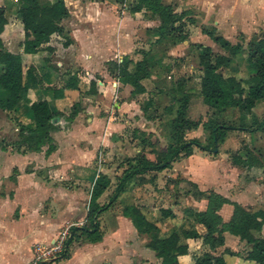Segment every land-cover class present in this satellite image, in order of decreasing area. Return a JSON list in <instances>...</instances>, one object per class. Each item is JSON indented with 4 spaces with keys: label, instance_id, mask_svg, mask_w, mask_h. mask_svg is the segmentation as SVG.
Returning a JSON list of instances; mask_svg holds the SVG:
<instances>
[{
    "label": "crops",
    "instance_id": "crops-1",
    "mask_svg": "<svg viewBox=\"0 0 264 264\" xmlns=\"http://www.w3.org/2000/svg\"><path fill=\"white\" fill-rule=\"evenodd\" d=\"M39 1L53 3L56 0ZM63 1L69 16L60 22L62 32L53 34L45 45L50 50L27 54L23 52L22 46L23 26L16 15L17 0H0V6L5 8L8 20L6 38L12 40H8V43L4 41L6 48L20 54L24 71L34 66L44 84V88L37 84H28L27 101H21L11 110L10 115L7 114L8 111L0 109L3 116L0 122L5 126H12L14 133L19 132V124L14 122L30 124V103L40 98L48 101L52 111L61 113L52 120L56 126L51 132L55 148L48 154L45 146L39 151L31 152L18 150L17 144L16 148L0 146V174H6V179L0 177V181L12 183L10 180H14V185L16 184V191L12 193L14 198L10 196L4 198L5 200L0 199L13 206L7 213L9 219H3L0 210V264H34L36 255L31 248L33 243L38 242L50 249L68 232L71 225L86 223L93 184L100 175L111 178L109 172L114 169V163L105 165V162L116 154V146L120 141L126 139V143L123 142V145L126 144V168L139 156L156 161L169 144L167 142L164 145L162 142L166 139L164 135H160L157 124L167 118L163 112L171 113L172 109H177L176 99L181 96L180 92L175 91V81L169 91L170 104L160 110L157 107L158 101L154 102V89H149L145 82L148 77L141 80L145 91L133 94V87L120 82L106 67L105 63L108 61L120 62L123 57L132 53L137 44L136 30L140 24H146L145 20L138 21L139 13H150L149 11L131 12L127 7L126 16L119 18L114 12V8L121 3L118 0ZM122 4H125V1ZM12 25L18 26L20 30L18 46L14 48L11 47L15 38ZM55 57L66 59V64L59 59L55 60ZM50 65H56L58 71L50 68ZM63 68H69L70 72L76 75L77 89H65L64 97L56 99L52 88L62 86ZM174 69L173 67L170 71ZM167 70L169 71L168 68ZM92 79L96 81V92L86 94ZM158 83L157 80L156 85ZM184 87L192 96L194 90L186 88L185 84ZM157 95L158 98L166 97L162 90L158 91ZM119 96L123 99L122 102L114 101V104H118V110L122 111L120 114L126 112V118L118 119L120 114L110 115L106 109V106ZM73 101H79L81 109L71 120H67L65 114H68ZM147 101L151 103L143 110L142 107ZM189 101L191 104V98ZM202 104L208 106L203 100ZM226 110L238 111L237 108H226L220 112L216 110L218 116L215 119L221 121V116L224 118ZM155 111L162 113L151 115ZM174 113L176 114V110ZM188 118L192 119L189 115ZM195 121H199L198 126L186 129L184 138H195L207 145L209 132L204 129L205 122L198 119ZM125 128L126 138L123 134ZM168 128L170 132L169 124ZM257 134L258 131L229 130L217 144L216 152L193 147L188 155L180 154L167 168L135 176L111 205L98 215L99 228L103 232L102 240L73 242L69 246V257L55 262L48 260L45 264H161V258L148 246L151 234L139 232L132 220L123 214L122 208L126 205L137 207L149 222L159 228L160 237H167L172 232L183 236L189 229L196 230L200 237L188 236L182 239L187 245V252L178 256L180 264H194V258L205 252L223 257L226 264H260L245 258L251 245L229 232H224L222 245L209 248L203 243V236L207 233L206 227L197 223L190 214L191 211L200 212L207 209V191H214L246 209L264 210V180L256 181L257 176L252 177L258 165L245 168L232 161L233 155L244 147H241L240 143L236 144L237 141L240 142L238 139L243 141L250 136H258ZM232 138L236 141L235 145L230 143ZM38 161L42 162V166H39ZM14 169L17 174H10ZM40 169H47L50 175L36 178ZM72 170L77 172L74 176ZM113 183L114 181L110 180V185ZM104 192L96 199L100 206L109 201H103ZM32 198L36 201L48 199L47 204L50 201V206L45 202L43 207L32 204ZM16 200L24 201L26 206L21 209L18 219H12L10 213L17 204ZM161 209L170 210L172 216H163ZM232 212L233 206L229 203L223 204L217 211L223 222L231 219ZM38 225H43L44 229H37ZM261 235L264 237V229Z\"/></svg>",
    "mask_w": 264,
    "mask_h": 264
},
{
    "label": "trees",
    "instance_id": "trees-1",
    "mask_svg": "<svg viewBox=\"0 0 264 264\" xmlns=\"http://www.w3.org/2000/svg\"><path fill=\"white\" fill-rule=\"evenodd\" d=\"M118 1L122 3L125 0ZM129 8L131 12L149 11L160 19V32L156 42L162 41L165 36L173 37L176 41L185 40L186 34L183 32L182 18L163 0H133V5ZM16 15L24 30L23 52L35 54L41 50H50L45 45L50 41L53 34L62 32L60 22L69 16V11L63 0H56L53 3H41L39 0H17ZM177 22L178 25H176ZM7 24L5 8L0 6V109L11 111L21 101H27L28 84H37L42 88H44V84L34 66H30L24 71L20 54L11 52L5 47ZM206 34L225 49L227 54H213L209 46L198 45L201 50L199 54L201 75L198 94L205 104L219 112L226 108H237L241 112L243 121L245 115L255 107L256 102L264 99V38L250 41L244 60L253 72L248 75L247 79L243 80L231 74L232 60L243 53L244 49L241 44H233L222 35L216 36L211 32H206ZM108 62L112 65L113 70L111 69V72H115L116 78L133 87V94L145 91L141 80L149 76L148 69L154 62H149L146 58L135 61V63L133 62L135 65L133 71L128 68L132 60L127 56L123 57L120 62ZM50 68L58 71L56 65H50ZM67 74L69 78L64 80L62 86L52 88L53 96L56 99L64 97L65 89H77L76 75L71 72ZM245 83H247V87H245ZM184 84L181 81L175 83V91L180 92L181 96L176 99L178 102L176 114L169 122L170 140L167 150L159 154L156 161H151L144 156L136 157L135 162L129 164L130 166L124 169L119 177L109 202L102 206L96 203V199L110 186V179L106 175L98 176L91 190L86 223L71 225L68 228V237L64 241L62 250L49 262L69 257V246L73 242L102 240L103 232L99 228L98 215L111 205L117 195L125 190L126 184L135 176L152 171H161L167 168L180 154L188 155L193 147L216 152L217 144L223 140L225 132L229 130L260 131L264 134V119H253L251 124L241 126L227 125L217 119H210L203 124L204 129L209 132L207 145H203L195 138L185 140V130L196 128L199 121L188 118L191 93L186 92ZM88 92L90 94L96 92L94 79L90 81ZM150 103L151 101H147L142 109L146 110ZM80 109V102H74L67 120H71ZM30 110L32 122L27 125L20 123V140L16 143L17 149L22 150V147H25L29 151H39L46 145V153L48 154L55 148L51 132L56 129V126L52 120L61 113L52 111L48 101L44 98L32 101ZM258 159L259 156L247 146H244L243 150L232 157L234 164L245 168L259 164ZM200 194L202 195L203 192ZM206 197L208 200L207 209L200 212L191 211L190 213L197 223H202L206 227L207 233L203 236V243L209 248L222 245L224 232H229L238 236L246 244L251 245V249L245 255L246 259L264 264V237L261 235V231L264 229V210L262 208L246 209L239 203L230 201L214 191H207ZM225 203L233 206L232 217L228 222H223L217 213ZM122 212L132 220L139 232L151 234L148 246L161 258V264H180L177 259L178 256L187 252V245L182 242V239L188 236L200 237L194 228L185 231L183 236L172 232L167 237H160L159 228L149 222L134 205L123 206ZM161 213L165 217L172 216L170 210L161 209ZM45 263L40 262L39 264ZM194 264L226 263L223 257L205 252L203 255L194 258Z\"/></svg>",
    "mask_w": 264,
    "mask_h": 264
},
{
    "label": "rangeland",
    "instance_id": "rangeland-1",
    "mask_svg": "<svg viewBox=\"0 0 264 264\" xmlns=\"http://www.w3.org/2000/svg\"><path fill=\"white\" fill-rule=\"evenodd\" d=\"M163 2L165 4H168L172 8V10L178 15H180V17L182 18L181 21L184 24L182 28L183 32L186 34L185 40L176 41L173 37L165 36L162 42H156V39L160 32L161 21L152 13L141 12L139 13L138 21L145 20L146 24H140V27L136 30L137 44L135 45V48L133 49L132 53L126 55L132 60V63L129 64L128 68H131V70H129L133 71L135 69V61H139L145 58L148 59L149 62H154L150 69H148L149 76L148 79H145V82L147 83V87L149 89H154L153 93L156 96L155 98L153 97L154 102L156 103V101H158L157 107H159L160 110L163 109L166 104H170L171 102V96L169 94V91L172 85H174L175 81H181V83H185L186 88L194 90V93L190 97L192 103L190 104L188 110L189 117L194 120L198 119L202 122H205L207 119H215L216 116H218L217 111L213 110L208 106L203 105L201 96L198 94L199 79L201 75V70L199 66V54L201 53V50L198 45L202 44L209 46L213 54H227V51H224L225 49L223 50L219 46V44H217L208 34H206V32H211L216 36L222 35L233 44H241L244 50L243 53L235 57V61L232 62L231 69L233 70H231V74H233L236 78H241L243 80L247 79L248 75L251 74L253 70L248 67L247 63L244 60L246 54L245 52L248 50V46L251 40L264 38V0H163ZM122 3H119V5L114 8L115 15L119 18L126 16V8L128 7V9H130L129 7L133 5V0H125V4ZM70 5L71 7H73L72 4ZM9 18L11 19L10 16ZM178 24L179 23L177 22L176 25ZM12 30L13 32H15V38L11 47L13 46L14 48L19 41L20 30L18 26L16 27L15 25H12ZM8 40L6 38L5 43H8ZM10 41L12 40H9V42ZM58 59L61 60L64 65L66 64L64 62L66 61V59H62L61 57H55V60ZM105 64L109 70L113 68L109 62ZM173 67L175 69L171 72L170 70H172ZM167 68L169 69V71L167 70ZM63 69L64 70H62V75H64L65 80L69 78V75L67 73H69L70 70L69 68ZM111 74H115V72H111ZM157 80L159 82L158 85L160 87H157L158 85H156ZM63 84L64 81H62L61 85ZM245 87H247V83H245ZM160 90L166 93V97L158 98L157 93ZM121 91H123V89H121ZM124 92L126 93V89H124ZM86 94H89L88 90L86 91ZM120 97L121 96L114 99L111 104L109 103V105L106 106V109L110 115L112 113H115L116 115L122 113V111L118 110V104H114V101L122 102L123 99L121 100ZM74 102L75 101H73V103ZM175 110L176 108L172 109L171 113L163 112V115H166L167 118L165 120H162L161 123L159 122V124H157V129L159 130L160 135L165 136L166 140L162 141L164 145L169 142L168 124L171 117L175 115ZM11 113L12 111H8L7 114L10 115ZM70 113L71 107L68 111V114L65 115L69 116ZM154 113L160 114L162 112L155 111L152 112L151 115H153ZM1 115L2 114H0V118H3V116ZM224 115V118L221 116V121L227 125H249L251 124V121L253 119H264V99L259 100V102H257L251 112L247 113L243 121L241 118V112L239 110L235 112H229V110H226V114ZM122 117L126 118V112H123V115L120 114L117 116L118 119ZM12 121L14 122V120ZM14 123H18L20 125L21 122L16 121ZM3 129H6V131H3ZM123 134H125L126 138V128L124 129ZM257 135L258 136L255 137L250 136L249 138L243 141L241 139H238L240 142L237 141V143L236 141H234L235 139L232 138L230 143L232 145H235V143L238 145L240 143L241 147H243V145H247L251 148L252 151L257 152L256 154H259V164H257L258 166L253 171V174L251 171L250 172L252 174V177L257 176L256 181H263L264 134L258 131ZM19 140V132L14 133L12 126H5L0 122V146H2L3 148L7 146L16 148V143ZM123 142L126 143V139H124ZM123 142H119L118 146H116V148L118 149L115 150L116 154L111 156V159L105 162V165H108L109 163H114V169L109 172V175H111L110 177L112 178H110V180L114 181V183L110 185L106 192H104V202L110 200V195L113 192L119 177L124 171L123 167H125L126 165V144H124V146ZM45 147L47 146L45 145ZM119 147H121L122 149ZM22 151L31 152L25 147H22ZM210 154L213 153L210 152ZM38 164L39 166H42V162L40 163L38 161ZM15 172V169L14 171L11 170L10 174L13 173L16 175L17 173ZM76 173V171L72 170L73 176ZM244 174L245 173H243V175ZM48 175H50V171L48 172L47 169H40L38 170V173L35 177L40 179L47 177ZM0 177L4 180L6 179V174H0ZM10 181L12 183H6L8 181H0V199H4L10 196L11 198L13 197L12 193L16 191V184L14 185V180ZM23 198L25 199V196H23ZM31 200L34 202L32 204L42 205V207L44 202L47 204L48 201L47 199V201L38 200V202L35 200V198H32ZM16 201L17 204L15 205L14 210L10 213V217L12 219H18L21 209L23 208V206H26L24 205V201ZM49 203L47 204V206H50ZM8 204L9 203L7 201H0V210H2L1 214L3 215V219H9L7 213L12 210L13 206ZM3 210L6 212H4ZM37 229L43 230L44 226L38 225ZM38 247H41L42 250L47 249L38 242H35L32 244V251L34 253L41 252L42 250H39Z\"/></svg>",
    "mask_w": 264,
    "mask_h": 264
},
{
    "label": "built area",
    "instance_id": "built-area-1",
    "mask_svg": "<svg viewBox=\"0 0 264 264\" xmlns=\"http://www.w3.org/2000/svg\"><path fill=\"white\" fill-rule=\"evenodd\" d=\"M68 237V232L65 235H62L58 240V243L55 244L54 247L50 249H43L38 247L41 252H35V262L34 264H39L40 262H47L51 258H54L63 248L64 241Z\"/></svg>",
    "mask_w": 264,
    "mask_h": 264
}]
</instances>
